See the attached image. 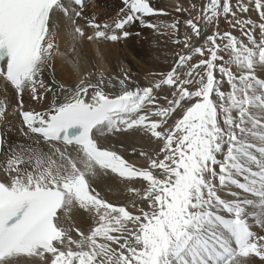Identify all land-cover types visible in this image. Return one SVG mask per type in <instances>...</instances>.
Returning a JSON list of instances; mask_svg holds the SVG:
<instances>
[{
  "label": "snow or ice",
  "instance_id": "snow-or-ice-1",
  "mask_svg": "<svg viewBox=\"0 0 264 264\" xmlns=\"http://www.w3.org/2000/svg\"><path fill=\"white\" fill-rule=\"evenodd\" d=\"M122 2L100 22L85 0H0V124L11 90L27 138L0 159V264H264V0L177 3L183 39L179 18L145 19L170 15L151 0ZM137 22L179 46L166 73L141 86L86 70V45L102 60ZM57 60L75 82L45 83ZM26 92L51 94L47 110ZM123 134L146 138L142 164L108 146ZM109 181L123 202L97 190Z\"/></svg>",
  "mask_w": 264,
  "mask_h": 264
},
{
  "label": "bare ground",
  "instance_id": "bare-ground-1",
  "mask_svg": "<svg viewBox=\"0 0 264 264\" xmlns=\"http://www.w3.org/2000/svg\"><path fill=\"white\" fill-rule=\"evenodd\" d=\"M110 1L112 2H109V0H86L87 7L85 8L84 15L88 18H91L92 15H95L100 22H110L111 19L117 16V13L121 8L117 0ZM177 3L183 5L184 8L185 6H187L182 3V0H164L163 3L158 6V8L170 13V15L156 19L155 23H171L173 19H176L178 17H187L185 14L179 15V13L177 14L174 11ZM106 12L108 13L105 14ZM245 17L253 20L258 19V14L255 12L254 5L250 6V10L247 14H245ZM145 19L148 20V18ZM148 21L152 23L154 22L153 20ZM80 23L83 24L84 21L81 20ZM138 26L139 24L135 23L131 25L128 30L130 31V33L134 32L135 30H138ZM184 27V23H181L180 34L183 33ZM161 31L163 32L162 29ZM238 38H240V35H238ZM137 39L138 40L134 41L136 44H138L140 41L139 38ZM166 43L168 44L169 48L165 47ZM124 44L126 45V53L125 51L120 52L117 49L118 47L116 46V44L112 42H105L100 44L99 48L100 52L102 53V60L97 58L95 46L86 45L87 47H85L87 49L88 61L85 63L86 70L93 73L102 71L104 72L105 76L109 77L120 76L123 70L130 76L132 82L144 86L158 79L159 74L166 73L172 66L173 61L176 59V55L174 56L173 54L178 52L176 44L173 43V40H170L169 38L163 36L159 37L154 32H151V37H148L145 40V47L148 49L147 53L143 55L142 62H140V60L138 59L139 57L137 58L132 55L131 49L129 51V49L127 48L128 46L126 44V41ZM114 57H117L116 61H118V63L113 60ZM46 71L47 73H44V79L45 83L49 86H52L53 79H55L58 83L63 82L66 84L73 83L77 79L69 66L60 60H57L55 62L54 72L49 70V73L47 69ZM0 95H2V93H0ZM7 98L9 100V112L7 114L6 122L4 124H0V131L3 132L4 141L3 151H0V159L3 158L4 151H7L10 147H15L19 144H23L27 140V138L20 131V128L22 127L20 117L16 114H13L12 111V109L15 108L19 103V100L11 90L8 91ZM22 99L25 108L35 109L37 111H45L47 110L48 104L51 102L52 96L51 94H48L47 98L39 103L33 101L29 94H25ZM112 145H115L118 152L123 153V155L130 162H136L137 164L143 163L144 158L139 156V152L141 150H144L148 146L146 138H143L141 135L128 134L121 135L119 140H117L115 137H109L108 146ZM133 149H135V151H133ZM105 181H107V178H105ZM96 186L97 190L101 191L109 201H112L114 203H121L126 198V194L121 190V188L117 187V185L115 184H112L110 181L106 183L97 182ZM220 195L227 198L228 193L221 192ZM77 222L83 229H87L90 223L86 216L78 218ZM256 231H260V229L257 228Z\"/></svg>",
  "mask_w": 264,
  "mask_h": 264
},
{
  "label": "rangeland",
  "instance_id": "rangeland-1",
  "mask_svg": "<svg viewBox=\"0 0 264 264\" xmlns=\"http://www.w3.org/2000/svg\"><path fill=\"white\" fill-rule=\"evenodd\" d=\"M163 1L164 0H151V3L153 4V6L154 7H156V8H158V6L160 5V4H162L163 3ZM109 2H112V1H110L109 0ZM117 2H118V4H119V6L122 8L123 7V2H122V0H117ZM182 3L183 4H185V5H187V6H185V8L187 7V8H191V6L192 5H195L196 6V9H201L202 7H203V5L205 4V3H207V0H182ZM183 6V5H182ZM120 8V9H121ZM159 9V8H158ZM195 12V10H193V13ZM108 12H106L105 14H107ZM177 13V12H176ZM178 14V13H177ZM180 14H185L187 17H185V18H183L182 16L181 17H178L179 19H180V21H181V23H183V21L185 20V19H187V18H189V16H188V13L187 12H184V13H179V15ZM168 16V15H167ZM162 17H164V16H158V17H146V18H148V20H153L154 22L153 23H155V20L156 19H159V18H162ZM138 23V22H137ZM139 24V23H138ZM185 25V24H184ZM140 28V29H139ZM138 30H135L134 32H131L132 34L129 36V38H127V39H122V40H120V41H118V42H115L114 44H116V46L118 47L117 49L120 51V52H124L125 51V53H126V45L124 44L125 43V41H126V44H127V48L129 49V51H130V49H131V52H132V55L134 56V57H139L138 59L140 60V62H142L143 61V55L144 54H146L147 53V49L148 48H146L145 47V40H146V38H148V37H151V32H154V33H156V35L157 36H163V37H167L168 38V36L167 35H163V34H161L162 33V31L161 32H156L155 30H153V29H148V28H144V27H140V24H139V26H138V28H137ZM220 30L221 31H224V30H228V31H231L234 35H236L237 37H238V35H241L240 34V32H239V30L238 29H233V28H230L229 27V25H227L223 20H221V22H220ZM137 31V32H136ZM186 31V25H185V27H184V30H183V33L182 34H180V32H179V38L180 39H183V35H184V32ZM136 33H139V35H137ZM135 35V36H134ZM133 36V37H132ZM137 36V37H136ZM137 38H139V43L138 44H136L134 41H136V40H138ZM130 41H129V40ZM173 39H175V37L173 38ZM132 42V43H131ZM109 43H111V42H109ZM113 43V42H112ZM131 44V45H130ZM136 44V45H135ZM130 45V46H129ZM138 45V46H137ZM87 47V46H86ZM165 47L166 48H169V46H168V44L166 43V45H165ZM135 48V49H134ZM176 48H177V50L179 51L180 50V48H179V46L178 45H176ZM133 50H135V51H133ZM138 52V53H137ZM92 55V54H91ZM138 55V56H137ZM174 56L176 55V53H174L173 54ZM115 58V59H114ZM113 58V60L116 62V63H118V61H116L117 60V57H114ZM115 63V64H116ZM48 72L50 73V71L48 70ZM44 73H47V71L45 70V72ZM165 89H166V86H165ZM25 94H28L27 92L25 93ZM24 94V95H25ZM167 94V91L165 90V91H161L160 93H159V95L161 96V97H163L164 95H166ZM23 95V96H24ZM163 102V101H162Z\"/></svg>",
  "mask_w": 264,
  "mask_h": 264
}]
</instances>
